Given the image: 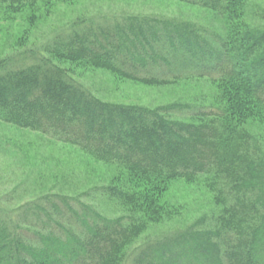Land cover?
Segmentation results:
<instances>
[{"label": "trees", "instance_id": "trees-1", "mask_svg": "<svg viewBox=\"0 0 264 264\" xmlns=\"http://www.w3.org/2000/svg\"><path fill=\"white\" fill-rule=\"evenodd\" d=\"M38 1L0 0V7L32 9ZM178 1L214 12L224 33L210 41L191 25L129 19L112 30L55 43L46 54L21 51L0 60V120L48 133L111 166L116 176L102 194L118 198L128 210L106 218L82 202H65L75 223L60 221L51 230L33 232L34 244L0 223V264H120L124 247L149 222L169 216L161 198L170 182L208 173L215 188L223 185L218 197L225 193L232 200L225 206L218 201L219 225L159 243L134 264H264V160L250 157L243 127L264 119V28H251L248 0ZM160 33L174 50L171 56L187 58L192 72L186 78H210L213 111L198 110L188 119L171 116L183 109L179 102L155 108L105 102L82 90L60 66L88 63L146 85L167 84L136 74L147 56L155 57ZM28 59L30 65L9 67ZM43 211L50 218L49 209Z\"/></svg>", "mask_w": 264, "mask_h": 264}, {"label": "rangeland", "instance_id": "rangeland-1", "mask_svg": "<svg viewBox=\"0 0 264 264\" xmlns=\"http://www.w3.org/2000/svg\"><path fill=\"white\" fill-rule=\"evenodd\" d=\"M33 8L12 11L9 7H0V60L21 51L46 54L44 49L55 43L77 35L112 30L115 24L129 19L148 22L155 19L158 25L161 21L191 25L210 41L215 39V34L224 33L214 12L178 0H39ZM246 16L251 28L263 29L264 0H248ZM160 34L154 44L155 57L147 56L144 66H136V74L166 79L170 81L167 84L146 85L88 63L59 65L69 69L82 90L105 102L148 108L179 102L183 109L171 113L178 118H188L198 110L213 111L215 88L210 78H186L192 72L185 64L187 58L171 56L174 50L163 33ZM96 36L101 38L100 34ZM166 57L168 62L163 60ZM119 59L126 58L119 56ZM32 62L33 59L13 62L9 67L17 69ZM243 127L249 135L250 157L264 160V119L246 122ZM114 176L116 170L78 146L58 141L48 133L0 120V223L11 232L19 231L26 239L30 238L31 244H34L35 231L51 230L60 221L75 223L65 210V202L76 205L82 202L106 218L128 215L118 198L102 194V187L111 183ZM212 177L208 173L198 175L193 181H171L161 198L163 214L169 212V216L159 222H149L124 247L120 264H134L141 253L152 254L157 244L182 233L214 229L219 225L217 217L222 205H229L232 200L225 193L218 197V189L223 185L217 183L215 188ZM120 189L124 191L123 187ZM45 208L49 209L50 218L43 211Z\"/></svg>", "mask_w": 264, "mask_h": 264}]
</instances>
